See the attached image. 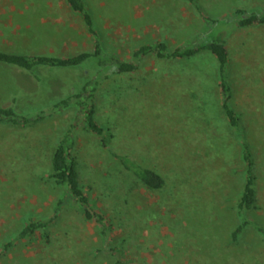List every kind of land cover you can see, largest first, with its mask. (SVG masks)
Instances as JSON below:
<instances>
[{"label":"rangeland","instance_id":"rangeland-1","mask_svg":"<svg viewBox=\"0 0 264 264\" xmlns=\"http://www.w3.org/2000/svg\"><path fill=\"white\" fill-rule=\"evenodd\" d=\"M83 3L103 52L121 60L132 61V51L142 44L165 41L173 48L226 30L232 106L252 153L256 208L239 214L235 207L244 164L237 133L220 109L214 59L206 53L181 61L145 56L133 73L106 71L98 77L96 114L113 134L109 148L157 170L165 187L151 191L118 173L73 107L31 126L0 123V251L26 219L54 215L64 192L46 178L49 159L70 123L79 124L72 153L80 180L91 187V203L108 226L85 220L66 197L48 227L49 238L37 230L31 238L14 240L0 264H264V25L241 28L228 22L237 7L264 14V0ZM53 11L59 20L31 27L45 41H13V26L1 25L0 51L56 56L92 51L94 38L81 16L73 12L75 21L64 9ZM206 17L227 22L206 28ZM67 36L76 39L75 47L63 41ZM97 72L93 64H81L25 73L0 63V105L16 103L17 96L19 108L33 114L98 79ZM244 218L250 225L234 242L231 232Z\"/></svg>","mask_w":264,"mask_h":264},{"label":"trees","instance_id":"trees-1","mask_svg":"<svg viewBox=\"0 0 264 264\" xmlns=\"http://www.w3.org/2000/svg\"><path fill=\"white\" fill-rule=\"evenodd\" d=\"M185 1L195 4V0ZM65 3L71 11L81 16L87 32L94 38L92 51L78 52L65 57L0 51V63L12 66L25 73H33L37 68H73L81 64H93L98 68V78L106 71H110V75L133 73L137 69L138 62L145 56L153 57L157 60L181 61L195 58L201 53H206L216 62V79L220 109L228 127L237 133L240 145V156L244 164L243 184L240 193L236 195L235 207L239 214L254 210L256 208L254 162L250 145L246 139L247 134L244 131L241 116L232 106L233 91L229 83L228 75L229 49L224 38L226 30H212L209 35L210 37L208 36L205 39L197 37L194 42L178 45L173 48H170L165 41L142 44L132 51V61L121 60L118 57L103 52L99 34L94 28L92 17L86 10L83 0H65ZM254 10L242 7L235 8L231 12L230 20H228L230 26L232 23L241 28L264 25V14H259ZM206 21V28L216 26L217 24L222 26V23L227 22L226 19H213L210 17H206ZM107 78L108 75L105 74L103 79ZM99 84V78L90 79L76 93H70L64 98L58 99L50 107L36 110L33 114H29V111L21 110L19 108L20 100L17 96H14L12 98L15 102L17 101L16 103L11 102L9 105H0V123L16 126H31L45 120L50 114L57 112L59 109L63 110L73 107L81 118L82 128L93 134L98 145L108 152L115 163V170L118 173L128 174L151 191L162 190L165 187V179L157 170L145 165L131 153L113 151L109 148L108 142L113 138V134L111 133L110 127L104 126L98 121L96 114L94 91ZM78 126L79 124L75 125L70 123L57 139L50 154V169L46 178L53 182L55 186L62 188L64 192L63 198H60L55 205L54 215L47 219H26L16 233L14 240L31 238L37 230H41L45 240H47L49 238L48 227L57 218L58 211L66 197L69 200H73L85 220H95L100 227L108 229L104 214L96 210L91 203L88 193L91 187L89 185L85 187L80 180L78 162L72 153L76 143L74 131ZM248 225H250V222L245 218L237 224L231 232L232 241L237 242L239 235ZM14 240H10L3 245L0 256L2 252L13 244Z\"/></svg>","mask_w":264,"mask_h":264},{"label":"crops","instance_id":"crops-1","mask_svg":"<svg viewBox=\"0 0 264 264\" xmlns=\"http://www.w3.org/2000/svg\"><path fill=\"white\" fill-rule=\"evenodd\" d=\"M54 7L64 9L67 16L76 21V15L69 9L65 0H0V26H13V34L10 35L13 36L12 40L16 42L45 41L41 35L33 34L31 27L32 25L42 26L46 20L55 18ZM37 10H42V12H37ZM57 19L53 20L56 22ZM68 25L72 26L73 22H69ZM64 40L70 42L69 46L75 47V38L67 36L65 39L63 38ZM74 54L76 51L67 56ZM61 57H65V55Z\"/></svg>","mask_w":264,"mask_h":264}]
</instances>
